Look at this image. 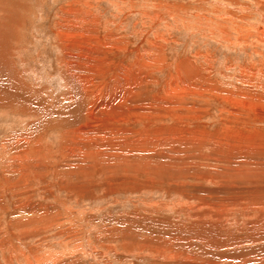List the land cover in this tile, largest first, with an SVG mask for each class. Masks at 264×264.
Masks as SVG:
<instances>
[{
	"label": "rangeland",
	"instance_id": "1",
	"mask_svg": "<svg viewBox=\"0 0 264 264\" xmlns=\"http://www.w3.org/2000/svg\"><path fill=\"white\" fill-rule=\"evenodd\" d=\"M264 0H0V264H264Z\"/></svg>",
	"mask_w": 264,
	"mask_h": 264
},
{
	"label": "bare ground",
	"instance_id": "2",
	"mask_svg": "<svg viewBox=\"0 0 264 264\" xmlns=\"http://www.w3.org/2000/svg\"><path fill=\"white\" fill-rule=\"evenodd\" d=\"M258 31H259V35L261 37V41L262 43H264V24H262L261 26L257 27Z\"/></svg>",
	"mask_w": 264,
	"mask_h": 264
}]
</instances>
